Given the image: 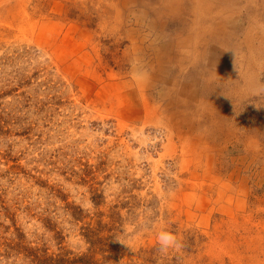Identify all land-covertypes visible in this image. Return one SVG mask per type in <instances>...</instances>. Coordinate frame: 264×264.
<instances>
[{
	"label": "rangeland",
	"instance_id": "1",
	"mask_svg": "<svg viewBox=\"0 0 264 264\" xmlns=\"http://www.w3.org/2000/svg\"><path fill=\"white\" fill-rule=\"evenodd\" d=\"M208 2L185 55L187 1L0 0V264L85 252L98 214L105 264H264V0Z\"/></svg>",
	"mask_w": 264,
	"mask_h": 264
},
{
	"label": "bare ground",
	"instance_id": "2",
	"mask_svg": "<svg viewBox=\"0 0 264 264\" xmlns=\"http://www.w3.org/2000/svg\"><path fill=\"white\" fill-rule=\"evenodd\" d=\"M186 1L193 7L195 16V20L193 21L194 25H191L188 35L183 37L180 36L177 39L176 46L180 50V52H183L185 55H194L193 53H196V51L198 52L197 47L199 44L205 48V51L208 45L207 42H209L208 40H210L209 38L215 37L216 35H219L224 31L227 20L224 21L219 19V17L223 16L225 10L219 8L214 9V7L210 5V2H208V0H163V4L165 6H169V9L175 12L178 10L179 6L181 4H185ZM203 17L210 19L213 25L210 24L211 26H206L196 21L198 18ZM206 35H209V38L206 37ZM248 35L250 34L247 33V38L249 39L250 36ZM246 66L249 67V65ZM247 74L248 77L244 78V82H246V84L248 85H251L254 83L256 79L254 78V76L256 75H254L251 69H249ZM178 100L179 99L177 98V101ZM173 116L174 118H176L175 123L178 125L184 122L186 119V115H182L181 112H176Z\"/></svg>",
	"mask_w": 264,
	"mask_h": 264
},
{
	"label": "trees",
	"instance_id": "3",
	"mask_svg": "<svg viewBox=\"0 0 264 264\" xmlns=\"http://www.w3.org/2000/svg\"><path fill=\"white\" fill-rule=\"evenodd\" d=\"M97 204V202H95ZM80 210V209H79ZM98 214L94 225L83 227L82 235L85 241L88 243V248L85 252L74 255L72 257L58 255L55 258L49 257L43 264H105L106 253L109 251V242L112 235L101 234L106 222H102ZM99 254V257H96Z\"/></svg>",
	"mask_w": 264,
	"mask_h": 264
},
{
	"label": "clouds",
	"instance_id": "4",
	"mask_svg": "<svg viewBox=\"0 0 264 264\" xmlns=\"http://www.w3.org/2000/svg\"><path fill=\"white\" fill-rule=\"evenodd\" d=\"M156 241L161 251L179 247L176 235L163 226L156 233Z\"/></svg>",
	"mask_w": 264,
	"mask_h": 264
}]
</instances>
